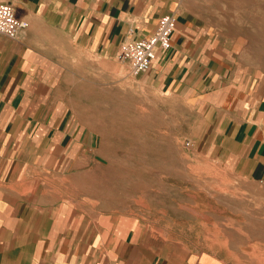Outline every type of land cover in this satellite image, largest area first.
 I'll return each mask as SVG.
<instances>
[{
  "label": "crops",
  "instance_id": "crops-1",
  "mask_svg": "<svg viewBox=\"0 0 264 264\" xmlns=\"http://www.w3.org/2000/svg\"><path fill=\"white\" fill-rule=\"evenodd\" d=\"M1 1L29 26L18 38L0 32V264H228L181 241L154 244L140 228L82 205L104 163L103 137L60 100L52 60L68 40L99 59L118 58L125 40L150 36L175 13L172 46L136 78L198 107L205 150L264 184V83L220 44L201 0Z\"/></svg>",
  "mask_w": 264,
  "mask_h": 264
},
{
  "label": "rangeland",
  "instance_id": "rangeland-1",
  "mask_svg": "<svg viewBox=\"0 0 264 264\" xmlns=\"http://www.w3.org/2000/svg\"><path fill=\"white\" fill-rule=\"evenodd\" d=\"M201 6L236 64L264 83V0ZM54 49L62 54L52 56L59 98L101 134L106 153L82 205L140 228L154 244L181 241L228 264H264V184L237 176L205 150L198 107L144 84L128 62L99 59L69 40Z\"/></svg>",
  "mask_w": 264,
  "mask_h": 264
},
{
  "label": "built area",
  "instance_id": "built-area-1",
  "mask_svg": "<svg viewBox=\"0 0 264 264\" xmlns=\"http://www.w3.org/2000/svg\"><path fill=\"white\" fill-rule=\"evenodd\" d=\"M177 25V16L171 12L159 19L156 30L148 37L125 40L120 47L118 59L130 64L131 73L137 76L150 70L160 53L172 46V35ZM29 26L27 20L18 17L13 4L0 0V32L10 38H18Z\"/></svg>",
  "mask_w": 264,
  "mask_h": 264
}]
</instances>
